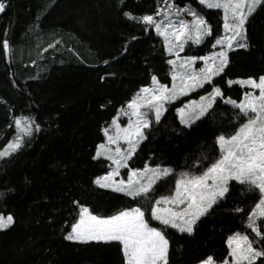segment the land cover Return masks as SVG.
Listing matches in <instances>:
<instances>
[{
    "label": "trees",
    "instance_id": "obj_1",
    "mask_svg": "<svg viewBox=\"0 0 264 264\" xmlns=\"http://www.w3.org/2000/svg\"><path fill=\"white\" fill-rule=\"evenodd\" d=\"M163 1L3 0L8 7L0 14V148L15 138L16 117H32L40 131H33L10 158L0 159V214L14 217L13 225L0 231V264H124L117 243L65 239L81 206L102 216L137 203L145 206V218L169 240V264H199L209 255L222 264L229 258L230 235L254 236L246 218L258 194L247 193L235 182L228 198L213 206L191 235L151 220L150 207L159 196L174 192L181 173L200 174L219 158L217 136L234 134L238 109L225 100L240 102L245 89L228 81L264 75V5L245 25L248 48L230 51L225 72L214 78L223 99L217 98L206 116L187 127L180 123L177 109L206 95L210 85L167 103L159 123L150 117L147 139L128 161L129 168L160 166L173 174L157 181L149 201L133 200L94 183L108 171L106 160L94 159L97 146L105 141L103 128L151 84L153 75L162 84L171 83L163 39L138 23L140 17L154 15ZM172 2L179 8L190 6L212 28V35L200 44L186 45L184 54L209 53L221 36V13L201 7L197 0ZM5 39L10 45L7 56L2 48ZM237 206L244 211H233Z\"/></svg>",
    "mask_w": 264,
    "mask_h": 264
},
{
    "label": "snow or ice",
    "instance_id": "obj_2",
    "mask_svg": "<svg viewBox=\"0 0 264 264\" xmlns=\"http://www.w3.org/2000/svg\"><path fill=\"white\" fill-rule=\"evenodd\" d=\"M198 4L207 9L222 11L225 33L223 37H217L213 44V48L219 46L220 50L201 57H180L188 41L200 44L205 37L212 35L211 25L190 6L179 8L171 0H164V7H158L154 15L139 18L138 23L145 26V31L154 29L157 35L163 37L168 54L176 57L175 60L167 61L173 66L172 86L169 88L160 83L153 75V86L141 88L127 103L126 110L121 109L113 118L112 130H104L106 143L98 145L94 159L103 156L115 167L95 179L94 183L99 188L122 193L133 200L149 201L157 181L173 174L172 169L160 166L129 168L128 161L139 144L147 139L145 129H150L152 125L150 114H154L155 122L159 123L167 103L210 85L211 91L201 95L199 102L191 101L177 109L180 123L191 127L195 121L208 114L217 98L223 99L222 89L213 82L214 78L225 72L230 51L248 48L245 25L257 8L264 5V0H198ZM7 7L0 0V13H4ZM182 14L191 16V21L179 19ZM125 15L133 18L130 13ZM174 16L176 20L172 19ZM48 47L54 45L49 44ZM2 48L5 56L9 55L7 39L2 42ZM198 59L203 61V67L195 69L192 65ZM177 60L180 61L179 65ZM104 64L107 65L108 61L105 60ZM233 83L252 90L245 92L240 102L231 98L225 100L226 104L238 109L233 117L238 122L234 134L217 136L219 158L211 161L200 174L181 173L175 179L174 192L159 196L151 203L150 218L158 221L165 229H176L179 233L191 235L197 222L210 214L213 206L228 198L235 182L247 193L258 194V198L246 218V227L254 236L250 238L247 233L236 232L227 239L231 264H257L258 261L264 264V75L258 80L248 78L228 81L229 85ZM121 115L128 119L126 127L119 123ZM14 123L17 134L0 148V159L10 158L25 146L28 142L26 138H30L33 131H40V125L30 116L16 117ZM121 142L127 145L126 149L120 146ZM122 168L129 169L127 180L117 179L121 176ZM233 211L241 213L244 208L237 206ZM13 223L14 217L11 214H0V231L10 228ZM65 239L81 244L117 243L121 247L124 264H169V240L166 233L160 227L150 225L145 218V206L139 203L107 216L93 214L88 207L81 206L79 219L72 224ZM199 264L216 262L209 255ZM223 264H229V261L225 259Z\"/></svg>",
    "mask_w": 264,
    "mask_h": 264
},
{
    "label": "rangeland",
    "instance_id": "obj_3",
    "mask_svg": "<svg viewBox=\"0 0 264 264\" xmlns=\"http://www.w3.org/2000/svg\"><path fill=\"white\" fill-rule=\"evenodd\" d=\"M171 2H172V0H171ZM197 3H198V0H197ZM201 7H203V8H205L204 6H202V5H200ZM164 7V1L163 2H161V5H160V8H163ZM207 9V8H206ZM212 10V9H211ZM216 11H219L220 13H221V15H222V30H221V36L220 37H223L224 35H225V33H224V28H223V23H224V21H223V13H222V11L221 10H216ZM1 14V13H0ZM127 17H129V16H127ZM132 17V16H131ZM156 19H160V17H156ZM172 19L173 20H176L177 18L174 16V17H172ZM179 19H184V20H186V21H191V19H192V17L191 16H189V15H187V14H182L180 17H179ZM162 39H163V37H161ZM163 41H164V39H163ZM195 44V43H193L192 41H188L185 45H184V49H185V47H186V45H188V44ZM214 43H215V41H214ZM213 43V44H214ZM195 45H197V44H195ZM165 47V46H164ZM220 49H219V46H217L216 48H213V45L211 46V51L209 52V53H207L206 55H209L211 52H213V51H219ZM165 52H166V54L167 55H169L168 54V52L165 50ZM170 56V59H173V60H175L176 59V57L174 56V55H169ZM186 56H188L187 54H184V50L182 51V52H180V57H186ZM189 56H191V55H189ZM205 56V55H204ZM198 57H201V56H198ZM179 63H180V61L179 60H177V65H179ZM171 67H172V69H173V66L171 65ZM192 67L193 68H195V69H199L200 67H203V61L202 60H197L196 61V63L194 64V65H192ZM246 79H248V78H243V79H237V80H246ZM237 80H234V81H237ZM238 84V83H237ZM238 85H240V84H238ZM153 85H152V81H151V84L148 86V87H152ZM172 86V79H171V83H170V85H168V87L170 88ZM241 86V85H240ZM242 87V86H241ZM243 88L245 89V92H247V91H252L250 88H248L247 86H243ZM201 89V88H200ZM197 90H199V89H196V90H194V91H191V92H189L188 93V95H190L191 93H193V92H195V91H197ZM244 92V93H245ZM257 94H258V91H257ZM188 95H185V96H188ZM243 96H244V94H243ZM179 97H181V96H179ZM243 99V98H242ZM241 99V100H242ZM199 100H200V98H198V99H192V100H189V101H187L182 107H184L185 105H188V104H190V102L191 101H197V102H199ZM126 106H127V104L125 105V107L124 108H122V109H125L126 110ZM182 107H180V108H182ZM120 112V111H119ZM118 114V113H117ZM177 115H178V118H179V121H180V116H179V113L177 112ZM117 116V115H116ZM115 116V117H116ZM151 116H154V114H150V117ZM114 118V117H113ZM113 120V119H112ZM112 120H111V122L109 123V125H107L106 127H104L103 128V133H104V130L107 128L109 131H111L112 130V128H113V125H112ZM119 123L121 124V126L122 127H126L127 126V124H128V119L126 118V117H124L123 115H121L120 116V119H119ZM103 143H106V137H105V141L103 142ZM102 144V143H101ZM100 145V144H99ZM120 146L122 147V148H124V149H126L127 148V145L126 144H124L123 142H121V144H120ZM98 147V146H97ZM96 152H97V148H96ZM96 152H95V156H96ZM100 158H102V159H104V160H106L103 156H101ZM106 162H107V165H108V171H107V173L109 172V171H111V169L113 168V167H115L114 165H112L111 164V161H109V160H106ZM149 167V166H148ZM150 168H155V167H150ZM163 168V167H162ZM144 169V168H143ZM125 169L124 168H122L121 169V176H119V177H117V179H125V180H127V174H123ZM106 173V174H107ZM128 173V172H127ZM106 174H104V175H106ZM103 176V175H102ZM107 190H110V189H107ZM175 190V189H174ZM111 191V190H110ZM120 194H122V193H120ZM79 211H80V209H79ZM79 219V215H78V217H77V220ZM76 220V221H77ZM155 222H157V223H159L158 221H155ZM259 223V222H258ZM174 230H176V229H174ZM177 231V230H176ZM185 234H187V233H185ZM72 242H74V241H72ZM228 261H229V264H231V257L229 256V258H228ZM223 264V263H222Z\"/></svg>",
    "mask_w": 264,
    "mask_h": 264
}]
</instances>
